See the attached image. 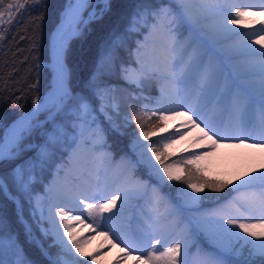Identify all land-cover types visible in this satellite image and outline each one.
<instances>
[{
    "label": "snow or ice",
    "instance_id": "1",
    "mask_svg": "<svg viewBox=\"0 0 264 264\" xmlns=\"http://www.w3.org/2000/svg\"><path fill=\"white\" fill-rule=\"evenodd\" d=\"M42 2L43 0H32L35 6ZM26 4L28 0H14V3L9 2L5 6V0H0V25L11 23ZM228 5L229 0H201L199 7H194V0H163L159 4L151 0H138L128 16L124 32L114 34L108 41L102 49L96 69L79 89L71 86L70 73L65 63L68 37L70 34H80L81 23L102 20L111 11L112 5L111 0H98L94 6L90 4V0H73L68 5L63 15L71 24L68 27L62 24L57 33L51 92L38 98L42 100L41 103L34 100L33 109L12 122L4 135L0 136V166L3 168L0 171V195L17 209L15 221L0 213V264H89V261L95 264V256L81 246L86 238H78L74 231V224L83 225L84 220L80 216L72 217L64 206H57L52 201L56 199V189L62 173L65 183L72 179L79 181L83 177V173L76 175L75 172L85 145H90L87 150L93 154L99 153L97 158L103 161L107 154L100 153L99 150L106 145L107 134H122L125 123L133 120L139 129L135 143L143 151L137 154L139 158L135 162L125 161L127 169L142 165L159 186L166 185L168 181H183L192 190L188 192L185 189L180 194V199L186 204L201 199L199 195L192 193L198 194L205 188L218 192L233 184L230 180L208 179L203 175H197L193 182L192 169L188 170L187 175H182L179 170L174 171V165L166 163L167 153L158 151L154 146L142 145L139 137L147 141L155 133L144 130L142 116L138 111L134 108L126 111L121 107L116 86L109 81L111 73L115 71L119 73L121 80L138 89L145 83L159 85L160 99L154 102L156 110L152 115L157 116L161 123L183 118L181 126L198 129L200 135L196 139L208 149H215L227 140L236 139L242 145L247 140L257 138L243 127L238 135H230V130L223 124L221 117L227 113L243 120L258 97L261 127L258 138L264 140V35L251 43L242 41L236 45L221 47L215 56L209 54V42L222 46L232 35L239 34V30L230 25H242L244 18L248 16L264 17V0H259V5L247 7L232 5L235 18L230 20L225 12V6ZM253 7L261 10L254 12ZM89 8L91 10L85 21L84 12ZM220 14L224 15L222 22L207 23L209 17ZM258 23L261 25L259 31L264 32V20ZM141 30L148 35L143 41L136 43L132 63L118 62L119 52L125 47L127 36L138 35ZM189 31L203 33V42L180 38ZM254 34L252 32L246 35ZM253 45L261 47L257 49ZM257 52L261 57L258 62L239 61L231 65L229 75L221 79V65L225 58L232 60L237 56ZM141 107L148 108L149 105L145 103ZM176 108H187L188 111H176ZM165 131L166 129L160 128V133ZM173 134L183 138L179 128L169 134V140ZM85 136L87 140L83 139ZM169 146L170 144L165 145ZM197 146L194 141L193 147ZM248 146L264 149V143ZM145 151L150 152L151 156H145ZM65 155L66 160L62 159ZM207 155L211 153L193 151L185 163L197 165ZM152 158L158 162V167ZM200 172V167H195V173ZM253 172L256 174H245L248 176L247 180L237 177L241 183L233 185L235 191L241 188H260L258 195L251 193L241 197L248 205L246 213H241L236 218L219 214L212 220L198 222L197 226L209 237L212 242L210 247L214 251L203 252L197 248L196 255L202 258L194 260L193 264H264V219L251 215L258 211L259 217H264V171L254 169ZM87 175L91 177L88 191L69 190L63 198L69 204L84 205L87 215L93 218L97 227L109 228L117 240L128 245L131 251L122 248V255H118L116 264L129 256L135 264H188L187 259H180L182 245L184 255L187 256V238L173 243L171 247H164L163 250L158 247L166 242L167 237L163 232L157 235L143 230L130 235L128 239L122 238L120 225L113 221L120 217L124 201L129 198L130 192L117 189L119 196L107 198L108 194L99 181L98 170L95 177L91 172ZM134 184L137 192L147 187L139 180L134 181ZM153 193L159 203L160 198L155 188ZM80 195L104 202L86 203L85 200L78 199ZM105 213L110 215L104 216ZM96 217H102L104 223L101 225ZM249 220L255 222H248ZM158 223L159 218L147 223L146 228L152 229L153 224ZM87 227L89 231H95L92 225ZM102 235L109 237L108 232ZM46 240L49 241L47 244ZM26 245L36 248L43 260L30 258L26 254ZM112 246L119 247V244ZM149 247L152 250L146 251ZM53 248L59 249L55 253L56 258H53ZM133 252L146 254L133 256ZM63 254L72 256V260L64 259ZM80 257L88 259L80 260Z\"/></svg>",
    "mask_w": 264,
    "mask_h": 264
},
{
    "label": "rangeland",
    "instance_id": "2",
    "mask_svg": "<svg viewBox=\"0 0 264 264\" xmlns=\"http://www.w3.org/2000/svg\"><path fill=\"white\" fill-rule=\"evenodd\" d=\"M155 1L156 4L163 2V0ZM198 1L201 2V0ZM231 1L233 2V0H229V5L225 6V12L228 13L229 20L235 18L234 7H232L234 4ZM9 2H13V0H5V6ZM97 3L98 0H93L91 5L94 6ZM245 4L247 3L245 2ZM245 7H247V5H245ZM90 10L91 9L89 8L88 11ZM7 19V16H5V20ZM223 20L224 15L220 14L214 17H209L207 23L213 24ZM260 20H264V17L248 16L244 18L242 25H230V27L233 29H238L239 34L232 35L224 42V45L222 46L213 45L211 42H209V54L215 56L216 53L219 52L220 47L236 45L242 41H247L250 43V40L254 37V35H264V32L259 31L261 25L258 22ZM244 25H251V27H244ZM252 32L255 34L251 36L246 35L247 33ZM130 35L132 37L131 46L125 57V62H128L129 64H131L135 58L134 53L136 43L143 41L144 37L147 36L148 33L141 30L138 35ZM180 38L182 40H189V38H191V40L202 43L204 34L192 33L189 31L185 32ZM253 47L259 49L261 46L253 45ZM254 54L259 55L257 52L248 56H237L232 59V61L225 58L223 64L221 65V72L223 74L221 79L229 75V72L231 71V65L239 61H248L252 63L255 60ZM260 59L261 58H258L256 62H258ZM226 63L231 64L230 66H227ZM41 81L42 80L39 75L35 83V86H37L39 91L43 90V86L45 87V85L41 84ZM158 87L159 85L155 84L153 89L154 91L152 95H150V99L153 101V103L151 104L148 102L151 112L153 111L152 109H155L154 102L160 99ZM142 88H137L140 92H135L134 95L143 97L144 94ZM142 102L144 103V101ZM123 109H126V107H123ZM175 110L188 111L187 108H176ZM258 111L259 98L257 97L255 105L248 114H252L257 119H259ZM247 115L244 117L245 119H247ZM223 118L226 117L223 115L221 119ZM197 123H200V121L197 120ZM7 124H3V122L0 121V128H2L1 133H3V130ZM182 124L183 118H177L175 120L168 121L167 123H160L158 127L150 130V132H154L155 134L151 135L149 140L145 141L142 137H139V141L142 145L152 147L154 144L153 139L164 138V152L168 154L166 163L174 165V171L179 170L181 174H183L182 162H185L188 159L190 153L193 151L198 153L210 152L211 155L205 156L204 159L199 160L197 163L205 168L206 173L222 178L223 180L233 181V184H229L233 190L225 198L212 203L205 199L203 196V191L198 194L192 193L193 195H199L201 199L195 203L186 204L182 199H180V194L183 190L186 189L188 192H192V190L187 187L186 183H181L179 181H168L166 185L159 186L157 185L155 179L150 178L148 171L142 165L133 169H127L125 167V161L131 160L135 162L139 158L137 154L142 152L143 149L138 147L135 143L138 137V133L135 132L137 127L134 125L130 126L128 123H125V127L122 129L121 136L127 139L128 151L126 153L114 154L112 149L109 147V142L107 140L106 145L99 150L100 153L107 154V158L101 161L97 158L99 153L93 154L89 152L87 149L90 148V145H85V151L81 153L79 164L77 165V171L75 172L76 175L83 173V177L79 181L72 179L69 183H65L62 173L61 180L58 183L56 189V199L52 201V203L56 204L57 206H64L65 211H70V215L72 217L80 216V218L84 220L85 223L83 225L74 224V231L78 238H86L83 240L81 246L86 252L92 253L95 256V264H116L118 255H122L120 250L122 248L128 249V245L121 243L120 240H117L109 228L103 226L97 227L96 224L93 223V218L87 215V210L85 209L84 205L79 203L69 204L63 198L64 194L69 190L73 192L88 191V184L91 180V177L87 175L88 172H91L92 176L95 177L98 170L99 181L101 186L105 188L106 193L108 194L107 198H111L112 195L119 196L120 192H117V189L130 192L129 198L124 201L120 217L113 221V223L120 225V234L122 238L128 239L130 235L138 234L143 230L155 232L157 235L160 232H163L167 239L166 242L158 246L160 247V250H163L164 247H171L173 243L180 242L181 239L187 238L189 242L187 256L184 255V249L182 245V254L180 259H187L188 264H193L194 260L202 258L197 257V248H200L203 252L211 253L214 251V249L210 247L212 242L209 237L201 228L197 226L198 222L204 219L212 220L217 218L219 214H223L228 218H236L240 216L241 213H246L248 210L246 201L242 200L241 197L251 193H256L257 195L260 193L259 187L241 188L239 191H235L233 185H239L241 183V180H238L237 177H240L242 180H247L248 176L245 175L246 173L255 175L256 173L253 172L254 169L257 171H264V149L249 147V144L240 145L239 140L236 139L223 141L215 149H208L204 147L203 142L196 139L200 135L198 129L191 128L186 125L181 126ZM258 126H260V123ZM201 127H204V125L201 124ZM250 127L255 126L250 125ZM160 128H164L166 131L160 133ZM177 128H179L183 138H181V135L173 134L169 140V134L174 133ZM228 128L230 130V135H237V130L232 127ZM246 129L250 130L251 133L254 132V135H257V139L255 138L256 140L251 139V145L264 143V140L258 138L261 133V127L260 129ZM0 136H2V134H0ZM83 139L87 140L88 138L85 136ZM194 141L198 145L195 148L193 147ZM166 144H170V146L165 147ZM231 145L240 146L237 147ZM145 153L146 151L144 152L145 156L150 157ZM62 159L66 160L67 155H65ZM152 159L154 161V158ZM155 163L158 167V162ZM164 179L166 180L167 178L165 177ZM137 180L144 182L147 187L142 191H135L134 181ZM153 188L156 189L159 195V203H157L154 198ZM138 197H140V199H138ZM78 199L85 200L86 203L90 204L104 202L103 200L99 199H86L85 195H80ZM121 199H123L122 196ZM119 205L120 201L118 200V207ZM113 211H115V209ZM108 215H110V213L104 214V216ZM251 215H255L257 218L264 219V217H259L258 211L251 213ZM158 218V224H153L152 229L146 228L147 223L156 221ZM56 219L59 220V217H56ZM96 220L99 221L101 225L104 223L102 217H96ZM248 222H255V220H249ZM87 225H92L93 228H95V231H89ZM256 230L258 231L259 229ZM60 231L61 233L63 232L62 227ZM105 232H108V238L102 235V233ZM64 239L66 240L67 238L64 237ZM113 244H119V247L112 246ZM128 250L131 251V249ZM151 250L152 249L149 247L146 251ZM145 254L146 252L132 253L133 256ZM63 256L64 259L68 261L72 260V256L70 255L63 254ZM79 259L85 260L88 258L80 257ZM89 264H91V261H89ZM120 264H135V262L133 261L132 257L129 256L125 259H122Z\"/></svg>",
    "mask_w": 264,
    "mask_h": 264
},
{
    "label": "trees",
    "instance_id": "3",
    "mask_svg": "<svg viewBox=\"0 0 264 264\" xmlns=\"http://www.w3.org/2000/svg\"><path fill=\"white\" fill-rule=\"evenodd\" d=\"M133 1L136 4L138 0H111L112 9L102 20L85 24L79 35L69 39L65 62L68 66L73 88L79 89L96 69L102 49L113 38V35L124 32L128 16L134 5ZM151 2L155 3L156 1L151 0ZM31 3L32 0H28V4L25 5L24 9L19 10L11 23L0 25V121L3 124L9 123L18 114L29 109L33 101L48 87L50 69L44 66L40 70L39 64L49 58L50 33L59 20L60 13L67 0H43L39 6L31 5ZM87 10L85 11L87 12ZM131 38V35L127 36L126 45L119 52L118 62L126 60V53L131 46ZM39 75L43 81V83L41 81V84L45 85L41 91L35 86ZM109 81L116 86L117 93L119 92L116 94L120 98L121 107H126V111H131L134 108L141 114V123L144 124L145 131H150L160 125L161 122L158 117L152 115L155 110L151 112L149 107H141L145 102L147 104L153 102L150 95L154 91L155 83H145L142 88L144 96L141 97L134 95L135 92H138V89L121 80L118 72L113 71ZM128 124L137 127L135 120ZM1 130L2 128H0V134ZM135 132L139 133V129H135ZM107 140L114 154L128 151L127 139L122 137L121 134L109 132ZM153 141V146L158 151H165L163 138L153 139ZM145 154L151 156L150 152ZM197 166L201 169L199 174L195 173V167ZM182 167V175H187L188 170L192 169L193 182L196 181L197 175H203L208 179L223 180L206 173L205 168L198 163L197 165H188L182 162ZM2 170L3 168L0 166V171ZM179 182L184 183L183 181ZM230 192L231 187L229 185L218 192L205 188L203 196L207 201H213L223 198ZM27 212L28 208L26 206L25 214ZM0 213L15 221L16 207L10 201H7L3 195H0ZM48 242V240L45 241L46 244ZM25 249L30 258L43 260L36 248L26 245ZM51 251L54 254L53 257L56 258L55 253L58 252V249L53 248Z\"/></svg>",
    "mask_w": 264,
    "mask_h": 264
},
{
    "label": "bare ground",
    "instance_id": "4",
    "mask_svg": "<svg viewBox=\"0 0 264 264\" xmlns=\"http://www.w3.org/2000/svg\"><path fill=\"white\" fill-rule=\"evenodd\" d=\"M73 0H68V3L66 5V8L68 7V5L70 3H72ZM134 2V1H133ZM138 2V1H137ZM232 2V1H231ZM245 2L247 4H245ZM235 6H240V7H245V5L249 6V5H259V0H233L232 2ZM91 4V3H90ZM135 4V2H134ZM200 6V2L198 0H194V7H199ZM65 8V10H66ZM131 9V8H129ZM65 10L62 12L61 14V17H60V20H59V24L56 26V28L54 29L52 35H51V40H50V47H49V59H48V62H42L39 66V69H43L44 66H49L50 68V71H51V78H50V87L49 89L46 91V93L44 94V96H47L50 92H51V89H52V84H53V71H52V68H53V63H54V60H55V42H56V37H57V33H58V30L61 28V25L63 24L65 27H68L70 24H71V21L70 20H66L65 17H64V12ZM261 9L259 7H253L252 8V11L254 12H257V11H260ZM231 11V10H230ZM229 11V12H230ZM86 12V11H85ZM83 19L86 21L88 19V16L84 17L83 16ZM222 22V21H221ZM85 24L83 23L81 26H84ZM84 31V30H83ZM120 31V30H119ZM72 34L69 35V37L71 36ZM197 36V35H196ZM199 36V35H198ZM68 37V38H69ZM259 37L258 34L254 35V37L250 40V43L252 41H254L255 39H257ZM195 39V38H194ZM189 40H191V38H189ZM106 45V44H105ZM229 46V45H228ZM225 47V46H224ZM221 48V47H220ZM248 56V55H247ZM255 56V60L252 62V63H256V61L258 60V58H261L258 54H254ZM242 57V56H241ZM251 60V59H250ZM253 60V59H252ZM232 61V60H231ZM232 63V62H231ZM230 63V64H231ZM229 63H226L227 66H230ZM226 66V67H227ZM46 70V69H45ZM44 71V70H43ZM48 71V70H47ZM227 73V72H226ZM235 75V73H233ZM48 79V78H46ZM43 83V81H42ZM78 87V86H77ZM42 88V87H41ZM42 96V97H44ZM37 103H41L42 100H36ZM34 105H32V107L25 111L24 113H22L21 115H19L16 119H14L12 122H14L15 120L19 119L21 116H23L24 114L30 112L32 109H33ZM224 116L226 118H223L221 119L223 124L228 126V127H232L234 128L235 130H237L238 132L236 133L237 135L239 134V131L240 129L243 127V128H255V129H260V126H258V124L260 123V120L257 119L255 116H253L252 114H248L247 115V119L243 118V120H241L238 116H235V115H229L227 113L224 114ZM11 122V123H12ZM11 123L3 130V133H2V136L4 135V133L6 132L7 128L11 125ZM251 126H255V127H250ZM254 129V130H255ZM250 131V130H248ZM251 132V131H250ZM252 135L254 137H256L257 135H254V132H252ZM257 139V138H256ZM255 139V140H256ZM252 141L251 139L250 140H247L245 141L244 144H249L251 145L252 143L250 142ZM249 150V149H248ZM219 151V150H217ZM17 210V209H16Z\"/></svg>",
    "mask_w": 264,
    "mask_h": 264
},
{
    "label": "water",
    "instance_id": "5",
    "mask_svg": "<svg viewBox=\"0 0 264 264\" xmlns=\"http://www.w3.org/2000/svg\"><path fill=\"white\" fill-rule=\"evenodd\" d=\"M65 8H66V7H65ZM65 8L63 9V11L65 10ZM63 11H62V12H63ZM59 20H60V19H59ZM58 24H59V21L57 22V24H56L55 27L53 28V30H52V32H51V35H52L54 29L56 28V26H57ZM79 29H80V27H79ZM72 35H74V34H72ZM50 38H51V37H50ZM68 39H69V38H68ZM49 47H50V42H49ZM46 91H47V90H46ZM46 91L43 93V96H44V94L46 93ZM24 112H25V111H24ZM24 112H22V113H24ZM22 113H21V114H22ZM21 114H20V115H21ZM18 116H19V115H18ZM18 116H17V117H18ZM17 117H16V118H17ZM16 118H15V119H16ZM11 122H12V121H11ZM11 122H10V123H11ZM10 123H9V124H10ZM9 124H8V125H9ZM8 125H7V126H8ZM16 211H17V210H16Z\"/></svg>",
    "mask_w": 264,
    "mask_h": 264
}]
</instances>
